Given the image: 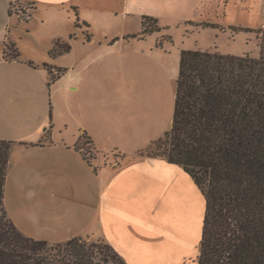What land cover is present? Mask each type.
Instances as JSON below:
<instances>
[{
	"label": "crops",
	"instance_id": "obj_1",
	"mask_svg": "<svg viewBox=\"0 0 264 264\" xmlns=\"http://www.w3.org/2000/svg\"><path fill=\"white\" fill-rule=\"evenodd\" d=\"M14 1L0 0L7 212L29 206L49 243L100 238L128 264H198L204 193L182 166L141 154L172 128L180 52L198 48L158 46L142 19L232 26L260 0H27L30 19L11 14ZM58 41L70 50L52 55ZM84 134L92 158L76 148Z\"/></svg>",
	"mask_w": 264,
	"mask_h": 264
},
{
	"label": "trees",
	"instance_id": "obj_2",
	"mask_svg": "<svg viewBox=\"0 0 264 264\" xmlns=\"http://www.w3.org/2000/svg\"><path fill=\"white\" fill-rule=\"evenodd\" d=\"M148 20L158 22L144 15L142 35L156 30H148ZM260 33L258 57L182 49L172 128L141 152L182 166L204 193L198 264H264V29ZM8 48L20 55L13 42ZM69 50L58 41L51 54ZM13 144L0 139V264H128L109 244L112 254L79 237L53 248L18 229L5 208Z\"/></svg>",
	"mask_w": 264,
	"mask_h": 264
},
{
	"label": "rangeland",
	"instance_id": "obj_3",
	"mask_svg": "<svg viewBox=\"0 0 264 264\" xmlns=\"http://www.w3.org/2000/svg\"><path fill=\"white\" fill-rule=\"evenodd\" d=\"M26 1L27 0H15L11 6L12 14H15L17 17L25 18L27 10L30 9L29 12L31 13V8L33 5L31 6L29 2ZM156 3L158 2L156 1ZM247 3L245 2L244 4H242L243 7L239 16V21L241 22L232 24V26L226 25V23L221 21V19L219 23H214L217 27H211L204 25L207 22L198 23L192 20L179 25L175 19L168 20L170 21V24L169 22L165 23L158 18V22H156L155 20H148V22H150V26L147 25V28L148 30H151V28L156 29L152 33L159 34L157 40L158 46L167 45L171 47V51L174 52L178 51L180 48L191 47L237 55L250 53L252 56L258 57L261 50L260 44L262 34L260 33V30H263V28L256 18L257 13H261L262 11L263 0L261 10L259 9L261 0L257 1L255 5ZM236 11L237 12H235L236 15H234V17L238 19V8L236 9ZM245 11L246 13H248V16L253 19L252 22L248 21V19L245 17ZM242 22L246 23L244 24ZM210 23L213 22L210 21ZM207 32H209V34ZM59 50H62V45L56 48V51ZM9 53L13 56H16V52H12L10 49ZM56 73H60V71H57ZM77 144L80 146L81 151L86 155V157H94L93 144L90 143L86 135H82L80 142H78ZM11 205L13 212H8V216L14 221L18 229L29 237L39 239L37 237L38 228H42L43 230L47 229L46 225L45 227L42 226V222L40 220L42 216H34V212H31L29 206H16L14 202H12ZM167 218V221H171L172 214H170ZM38 220L39 224L37 225ZM187 225L188 224L186 222H183L182 226L177 227V229L179 231H182L185 236L187 234ZM81 239L88 242L89 244H96L97 246L102 247L110 254H112L113 252L112 250H109L105 247L107 246V243L100 238ZM186 241H188V239ZM66 242L49 243V245L50 247L57 248L59 245H64Z\"/></svg>",
	"mask_w": 264,
	"mask_h": 264
},
{
	"label": "built area",
	"instance_id": "obj_4",
	"mask_svg": "<svg viewBox=\"0 0 264 264\" xmlns=\"http://www.w3.org/2000/svg\"><path fill=\"white\" fill-rule=\"evenodd\" d=\"M29 11H30V9L28 10V14L26 15V18L27 19H30L31 18V13ZM259 18H260V25L264 29V1H263V7H262V11L260 13Z\"/></svg>",
	"mask_w": 264,
	"mask_h": 264
},
{
	"label": "clouds",
	"instance_id": "obj_5",
	"mask_svg": "<svg viewBox=\"0 0 264 264\" xmlns=\"http://www.w3.org/2000/svg\"><path fill=\"white\" fill-rule=\"evenodd\" d=\"M11 9V8H10Z\"/></svg>",
	"mask_w": 264,
	"mask_h": 264
}]
</instances>
